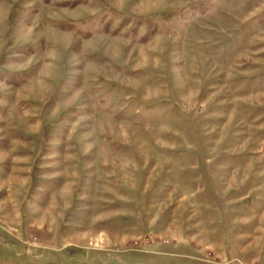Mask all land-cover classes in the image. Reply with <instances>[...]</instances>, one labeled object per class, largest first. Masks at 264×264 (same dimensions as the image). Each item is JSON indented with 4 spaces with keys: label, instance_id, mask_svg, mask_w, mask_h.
Segmentation results:
<instances>
[{
    "label": "rangeland",
    "instance_id": "rangeland-1",
    "mask_svg": "<svg viewBox=\"0 0 264 264\" xmlns=\"http://www.w3.org/2000/svg\"><path fill=\"white\" fill-rule=\"evenodd\" d=\"M0 264H264V0H0Z\"/></svg>",
    "mask_w": 264,
    "mask_h": 264
}]
</instances>
